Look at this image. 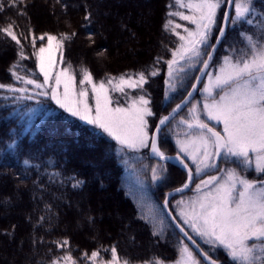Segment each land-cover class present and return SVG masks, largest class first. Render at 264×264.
Segmentation results:
<instances>
[{"label":"snow or ice","instance_id":"6c2138e0","mask_svg":"<svg viewBox=\"0 0 264 264\" xmlns=\"http://www.w3.org/2000/svg\"><path fill=\"white\" fill-rule=\"evenodd\" d=\"M20 2L21 0H12L9 6H17ZM177 3L189 9L191 14L177 12L171 15H179L182 20L195 25V28L184 27L186 35H183L176 31L182 25H173L172 21L165 25L166 28L172 25L170 30L180 41L179 46L171 51V59L166 61V83L169 89L175 91L177 84L173 83L174 80H179L180 86H183V80L191 70L195 69L200 75L193 77L195 82L191 83V91L187 92V97L176 105L172 113L160 118L154 131L150 132L152 126L147 119L154 116V113L146 92L133 99L127 108L113 107L109 87L104 81L94 82L92 73L85 69L79 83L91 85L95 98L93 109L88 103V91H76V77L70 68H64L56 75L55 86L49 85L54 53L70 38L67 35L63 39L48 34H42L38 38L32 36L33 46L37 39L42 42L35 56L39 71L44 77L43 83L14 71L15 80L24 86L0 84V89L12 93L11 98L15 101L33 100L37 96L49 97L72 116L103 130L119 142L122 149H149L160 161L175 159L187 170V181L180 188L174 189V192L182 193L189 188L194 183V174H206L207 169L215 170L217 175L208 176L196 185L198 195L195 198L177 202L179 211L172 216V221L183 238L178 241L181 245L180 258L175 264H220L218 256L213 258L219 248L235 264H264V179H249L241 175L237 168H221L218 163H236L243 170L254 166L255 171L264 176V13L256 15L253 0H187V3L177 0ZM222 6L234 7V13L223 11V24H220L217 12ZM5 7L3 0H0V13ZM244 24L255 25V28L244 29ZM230 27L236 31L237 38L229 44L226 54L221 56V49L229 41ZM0 33L23 48L15 23L8 21L0 28ZM45 39L46 45L43 44ZM19 55L21 59H27L23 51ZM197 65L200 67L197 68ZM158 74L159 70L151 71L148 75L141 71L134 75H121L116 83H113L115 78H108L107 84L113 91L120 93H124L125 88L143 91L149 78ZM204 77H207V83H204ZM61 84L62 94L59 91ZM200 84H203L202 89L198 88ZM46 85L49 87L46 88ZM197 91L206 94L201 112L208 120L222 122V132L210 127L200 118L197 102L189 109L191 118H182L180 121L186 131L185 138L177 141L179 151L175 157L167 156L161 150V126L169 123L174 118V113L178 114L182 107L191 103L193 93ZM189 162L195 165L194 171ZM164 171L166 169L160 164L151 166V181H162ZM79 183L81 182L77 181V185ZM169 195L172 193L166 194L163 202L165 208L169 204ZM152 222L154 227H158V232H154V235H162L163 219L159 220V225H156L155 217ZM186 229L199 237L208 246V250L205 251ZM184 240L193 247L190 248L189 243H184ZM54 243L63 249L68 246L69 241L65 239ZM105 251H110V259H102L100 249L93 250L90 254L83 253V258L89 264H122L116 246ZM50 264L78 262L69 252L63 257L52 259ZM123 264H129V261L125 259ZM148 264H165V260L154 259Z\"/></svg>","mask_w":264,"mask_h":264},{"label":"trees","instance_id":"16d2710c","mask_svg":"<svg viewBox=\"0 0 264 264\" xmlns=\"http://www.w3.org/2000/svg\"><path fill=\"white\" fill-rule=\"evenodd\" d=\"M36 1L40 0H21L17 6H9L12 0H3L6 7L1 13L3 16L0 17V28L4 27L8 21L15 23L23 48L21 49L20 45L0 33V38L11 52L5 59L6 62L3 60V65H1L0 84L16 87L24 86L20 81L15 80L14 71L18 75L36 80L42 78L34 56L36 48L42 42L37 39L35 46H33L31 40L33 35L38 38L40 35L48 33L56 35L59 39H63L65 35L70 37L64 41L63 47L57 51V58L62 65L70 68L76 79L80 78L85 69L99 79L107 78L112 73L123 74L134 69L143 70L147 75L155 69H160L159 74L150 77L148 83L145 84L144 91H141V93L146 92L148 97L152 98L153 92L149 89L152 87L156 89L157 87L158 110L156 109L157 100L155 96H153V103L150 100L154 116L148 117V121L152 127L161 115L165 114L184 96L193 82V77L197 73L195 69L191 70L189 76L183 80V86H180L179 80L173 81L177 84L175 91L169 89L164 79L161 80L163 72L168 74L166 61L171 59V51L174 49L173 47H176V43L173 41L175 34L170 30L171 26L165 27L166 20H163L160 26L158 25L161 31V39L155 51L150 52L149 55L150 59L153 58L155 61L154 63H143V65L137 63L129 66L132 69L124 68L117 72L103 69L102 72L97 73L101 67L107 68L108 66L97 64V66L92 67L90 57L79 53L77 47H74V44L77 46L76 42L83 41L87 44L89 51L91 50L92 55L102 57V53L107 52L108 47H102L99 40L91 0L90 2L88 0H44L45 5H48L52 12L56 10L55 13L59 17H64L66 27L43 28L40 30H35L30 17L31 4L36 3ZM174 1L165 0L166 6H163V10L166 18L170 16L168 10L176 6ZM74 6L78 10L83 9V15L77 16L75 12H71ZM253 6L257 12L264 13V0H253ZM223 8L218 17V23H220ZM228 32L229 35L233 34L231 27ZM232 36L235 41L237 37ZM25 37L27 38L25 39ZM97 47L101 48L97 50ZM21 51L27 59H21L19 55ZM158 58L160 59L158 60ZM198 67L199 65H197ZM28 87L30 88V86ZM12 95V93L0 89V179L5 178L9 182L19 185L21 191L25 190L27 196H30L31 204L36 206L34 211H26L24 214V220L28 226L26 235L28 245L31 243L38 250V253L33 256V261L36 264H50L52 259L57 256L63 257L70 252L78 264L85 263L87 261L83 258V253L88 252L90 254L91 251L97 249L101 250V258L106 260L111 253L105 250L110 249L113 245L117 247L121 262L125 259L129 261V264L151 262L154 259L173 260L172 258L177 250L174 242L175 240L179 241L181 237L170 224L162 209L161 202L165 192L184 182L185 172L173 164H161L159 160L149 158L144 150L132 152L127 148L122 149L115 139L106 135L95 125L88 124L72 116L56 105L49 97L37 96L33 100L15 101L11 98ZM5 96L9 98L5 99ZM189 105L178 113L171 120L172 122H169L160 132L161 148L166 153L176 152L174 137L177 135V131L172 128V123L180 118H191L187 114ZM215 128L219 130L220 126L216 125ZM151 130L152 128L150 132ZM66 133H69L78 143L87 140L90 148H96L97 146L104 148L107 155L108 172L113 176L108 187L115 191L128 207L131 215V226H136L144 231L145 240L147 239L153 243L151 247L146 248L143 245L139 247L130 246L123 237L117 234H112L109 239L101 235H93L90 239L80 240L62 227L65 219H62L60 208L55 205L57 203L56 199L63 200L64 205H70L72 199L90 184V176L87 170L82 169L83 167H79V165L69 163L68 156L65 154L66 147L61 148L59 151L56 149L57 143L53 141V136L56 135L62 140L69 139ZM95 150H99V148L97 147ZM25 161H28V163L26 164ZM129 164H131V167H129ZM157 164L162 165L166 171L162 174V181L153 182L150 178L151 166ZM211 171L213 172V170L208 169L206 174ZM206 174L195 176L194 183L186 193L175 196L170 200V208L175 214H177V207L173 202L174 199L177 201L179 196L188 197L193 193L196 183ZM252 174L255 178L262 177L259 174ZM77 181L81 183L77 185ZM96 181L97 179H93L92 184ZM102 183V181L98 183V188L104 189L106 187ZM74 185L77 186L74 187ZM24 186H27V190L23 189ZM1 192L3 196H6L3 191ZM153 217H155L156 225H159V220L163 219L164 232L162 235H154V232H158V227L153 226ZM93 219L94 215L90 214L87 221L91 223ZM17 224L12 222L6 229H0V235L2 234L4 237L15 235V240L21 239L24 230H20ZM102 228L101 226L100 229ZM129 238L134 240V234H129ZM65 239L69 241V244L63 249L57 247L54 243ZM201 245L206 251L208 250L207 245L203 243ZM222 250L217 249L213 257L218 256L222 264H235L227 258L226 254H223L224 250Z\"/></svg>","mask_w":264,"mask_h":264},{"label":"rangeland","instance_id":"374dc122","mask_svg":"<svg viewBox=\"0 0 264 264\" xmlns=\"http://www.w3.org/2000/svg\"><path fill=\"white\" fill-rule=\"evenodd\" d=\"M88 1L90 2V0ZM174 2L176 6H173L172 8H170V10H168L170 16L169 18L168 17L166 18V15L163 10L164 8L163 6L164 5L166 6L165 0H91L90 3L93 10V15L95 17V27L99 35V40L101 41L102 47L107 46L109 49L107 48V52L103 51L104 53H102L101 55L102 57H97L94 54L93 55L91 54L92 53L91 50L89 51L87 44L83 41L76 42L77 46H75L74 44V47H77V51H79V53L85 54L87 57H90L89 59H91L90 62L92 67H94V65L97 66V64L106 65L109 67V68L101 67L100 69H98L97 73L102 72L103 69L104 70L109 69V71L112 72H117L124 68L132 69L129 66L135 65L137 63L138 64L141 63V65H143V63L146 64H149L151 62L154 63L155 61L153 60V58L150 59L149 55L150 52L153 53V51H155V49L159 44L158 42L161 39V33H160L161 31L158 28V25L160 26L163 20H166L167 24L169 21H172L173 25L174 24L182 25L183 27L176 29V31H179L183 35H186V33H184V27H187L189 29L195 28V25H192L189 21L182 20L179 15H171L172 13H177V12H182L185 15L191 14L190 10L187 9L186 7H181L177 3V0H175ZM34 3L31 4L32 10L30 11V17L32 18V23H33L32 26H35V30H40L43 28L54 29L56 27H63V28L66 27L64 22V17L63 18L59 17V15L55 13L56 10L52 12L50 7L48 5H45L44 0L36 1V3L35 4ZM184 3H187V0H184ZM160 8L161 10L159 11ZM221 10H218L217 18L219 17ZM158 11H159L160 19L158 17ZM232 11L234 13V7ZM71 12H75L77 16H80V14L83 15L84 13L83 9L78 10L76 6H74V9ZM255 13L256 15H259L256 11ZM2 16L3 15L0 13V17ZM169 26L172 27V25ZM254 28L255 25L244 24V29H254ZM237 30L239 31L241 29H237ZM232 32H233L232 35L236 36V31L232 30ZM48 35L56 36L50 33H48ZM232 35H229L228 44H225L224 48L221 49L219 53L221 56L226 54V50L229 44H232L234 42V37ZM57 38L59 39V37ZM173 41L176 43V47H178L180 41L176 35H174ZM46 43L47 40L45 39V42L43 44L46 45ZM40 46H42V44L36 48V51H38ZM241 46L242 45H237V47H241ZM100 48L101 47H97V50H99ZM3 52H10V49H8V47L5 46L4 41L0 38V68L1 65H3L2 64L3 60L6 62L5 60L6 58L5 59L1 58ZM35 60L39 71L38 61L36 59V56H35ZM64 68L67 67L60 63V61L57 58V51H56L54 53V64L51 69L49 85L55 86V77ZM141 71L143 70L134 69L123 74L112 73V75L103 79H99L98 77H95L93 74L92 76L94 82L99 83L100 81H104L106 86L109 87L110 90L109 94L111 95L113 100V105H112L113 107L120 106L127 108L131 105L133 99H136L140 94H144L145 92L141 93L140 89H127V88H125L124 93L113 91L111 86L107 84V80L108 78H115L113 80V83H116L121 75H134ZM40 74L42 78L38 79L37 81L43 83L44 77L42 73ZM26 78L33 79L31 77H26ZM82 78H83V72L80 78L76 79L75 81L76 91L79 92L86 89L89 93L88 103L94 109L95 98L91 92V85H81L79 81ZM163 79L165 80V82L168 80V74L166 72H163V76H161V80ZM204 83H207V77H205ZM49 85H46L45 87L48 88ZM166 85L168 86L167 83ZM31 87L32 86H30V88ZM202 88H203V84L201 85V89ZM149 90L153 92V95L151 96L152 98L148 97V99H150L153 103L154 100L153 96H155L156 100L159 97L157 92V87L156 89L152 87ZM59 91L61 92V94L63 93V84L60 85ZM202 94L204 97L200 101L201 102V107L199 109L200 118L202 120H205V122L208 123L209 126L219 124L220 131L222 132L223 129L222 122H217L215 120H208L206 115L201 112L206 94L199 91L197 96L199 98V96L201 97ZM195 101H197V99ZM156 103H157L156 109L158 110L159 100H157ZM189 109L187 114H189ZM76 118L79 119L78 117ZM181 119L182 118L178 119L176 123L172 124V128L174 130H176V127L178 128V126H180L181 128L185 127L184 125L180 124ZM101 131L103 132V130ZM105 134L108 135L107 133ZM66 136L69 137V139L66 138L62 140L58 138L56 135H54L53 141L56 142L57 145L53 141L52 142L56 145L57 151L61 150V148L63 147H66L67 151L65 154L68 156L70 164L76 166L79 165V167H83L82 169L87 170L88 175L90 176V180H89L90 184L87 187H85L78 196L72 199L70 205H64L63 200L56 199L57 203L55 205L60 208L62 219H65L63 221L62 227L68 230L69 232L73 233L74 237L80 240L90 239L92 238L93 235H101L102 237L109 239V237L112 234H117L123 237V239L130 246L139 247L143 245L146 248L151 247L153 243L151 241H148L147 239L145 240L146 236L144 235V231L137 228L136 226L135 227L131 226L132 225L130 222L131 215L129 214L128 207L125 205L122 199H120L119 195L108 187L109 180L113 176L111 173L108 172V166L106 164L107 155L105 153L104 148H101V146H97L99 150H95L97 149V147L90 148L89 142L87 140L86 142L84 140L78 143L77 141H75L74 138L71 137L69 133H66ZM184 138H185V133L181 136H178V138H175V142L178 147V150H179V145L177 144V141L183 140ZM131 150L132 149H130L129 151ZM139 150L147 151V149H139ZM139 150H132V152ZM218 163H220L221 168L233 167L230 164H223V162L218 161ZM129 167H131V164H129ZM251 169L255 171L254 166L247 170H243V169H237V170L240 171L241 173H244L241 175H244L249 179H256L257 177L255 178L253 176V174L251 173ZM255 173L257 172L255 171ZM209 175L210 176L217 175V172L213 174L211 173ZM209 175L205 176L204 179H207ZM93 179H97V181L94 184H92ZM261 179H264V176L261 177ZM100 181H102L103 182L102 184L106 186L104 189L98 188V183H100ZM200 181L201 180H199L197 184H199ZM13 183L9 182L5 178L0 179V229L3 228L6 229L7 227H9V224H11L12 222H16L18 223L17 227L19 226L20 230L21 229L24 230V233L21 235V239L18 238L16 240H15V235L13 237L9 235L6 237L2 236V234L0 235V263L1 264H36V262L33 261V256L36 253H38L37 252L38 250L35 247H33L31 243L30 245H28L27 236H26L28 231V226L26 225V221L24 220L25 212L34 211L36 209V206L31 204L30 196H27V194L25 193L26 191L25 190L21 191L19 185ZM196 185L194 186L193 193L188 195V197L186 198L180 197L177 201L174 200L175 206L177 205V202L180 200L188 201L190 198H195L198 195V193L196 192ZM23 189L27 190V186H24ZM1 191H3L4 194H6V196H3L1 194L2 193ZM90 214L94 215V219L92 220L91 223L87 221L88 216ZM101 226L103 227L102 229H100ZM131 233H133L135 236L134 240H131V238H129V234ZM198 239L200 240L199 237ZM174 243L177 247V250L172 258L173 260L165 261V264H175V261L180 258L179 247L181 245L178 243V240H175ZM219 250H222V248H219ZM223 254L225 255L226 252L223 251ZM110 258H111V254L107 259ZM79 264H89V262L87 261L85 263H79ZM134 264H148V262L145 261Z\"/></svg>","mask_w":264,"mask_h":264},{"label":"water","instance_id":"95a60500","mask_svg":"<svg viewBox=\"0 0 264 264\" xmlns=\"http://www.w3.org/2000/svg\"><path fill=\"white\" fill-rule=\"evenodd\" d=\"M230 10H231V7H226V9H225V11H228V12H230ZM221 24H223V18H222V20H221ZM197 75H200V73L198 72ZM194 82H195V81H193V83H194ZM188 91H191V87H190V89H189ZM193 94H194V93H193ZM186 97H187V93H186V95L181 99V101L184 100ZM181 101L178 102L177 104H180ZM177 104H176V105H177ZM176 105L172 108V110L176 107ZM182 108H183V107H182ZM172 110L169 111L165 116H168L170 113H172ZM179 111H180V110H179ZM179 111H178V112H179ZM174 115H176V114L174 113L173 116H174ZM159 120H160V119H159ZM158 123H159V121H158L156 124H158ZM163 126H164V125H163ZM163 126H161V127H163ZM152 131H154V128H153ZM148 153H149V156H150V157H155L154 155H152V154L150 153V150H148ZM167 156L175 157L176 154H171V155H167ZM155 158H156V157H155ZM164 161L173 162V163L176 164V160H175V159L164 160ZM190 185H191V184H190ZM190 185H189V187H190ZM177 188H180V187H177ZM174 189H176V188H174ZM174 189H172L171 191L168 192V193H172V195L167 196V199H168V200H169L172 196L177 195V194H180V193L174 192V191H173ZM188 189H189V188L184 189L183 192L187 191ZM183 192H182V193H183ZM168 193H167V194H168ZM165 197H166V196H165ZM164 200H165V198H164ZM163 202H164V201H163ZM162 205H163V204H162ZM163 208H164V210H165L167 216L169 217V219H170L172 225L174 226V228H175V229L177 230V232H178L179 234H181V236H182V233H180L179 229L175 227V222L172 221V216H173V215H172L171 212L169 211V208H168V207L165 208L164 205H163ZM185 241H186L187 243H189L187 240H185ZM189 245H190L191 247H193L190 243H189ZM193 250L195 251L194 248H193Z\"/></svg>","mask_w":264,"mask_h":264},{"label":"bare ground","instance_id":"6f19581e","mask_svg":"<svg viewBox=\"0 0 264 264\" xmlns=\"http://www.w3.org/2000/svg\"><path fill=\"white\" fill-rule=\"evenodd\" d=\"M1 56H2L1 58L5 59L9 56V52H3ZM109 183H110V180H109Z\"/></svg>","mask_w":264,"mask_h":264}]
</instances>
